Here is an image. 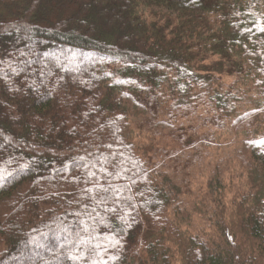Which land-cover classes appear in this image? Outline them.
Masks as SVG:
<instances>
[{"label":"trees","instance_id":"trees-1","mask_svg":"<svg viewBox=\"0 0 264 264\" xmlns=\"http://www.w3.org/2000/svg\"><path fill=\"white\" fill-rule=\"evenodd\" d=\"M0 264H264V0H0Z\"/></svg>","mask_w":264,"mask_h":264},{"label":"rangeland","instance_id":"rangeland-1","mask_svg":"<svg viewBox=\"0 0 264 264\" xmlns=\"http://www.w3.org/2000/svg\"><path fill=\"white\" fill-rule=\"evenodd\" d=\"M215 59H216V61H217V60H218V57H216V56L210 57V58H208L207 60H205V63H209V62H211V61H213V60H215ZM236 77H237L236 75H230V76L222 75L221 78H220V81H221L223 84L229 85V84H231L232 82H234V80L237 81V80H236V79H237ZM177 180H178V182H179L178 177H177ZM49 247H50V246L48 245V246L45 247V249H47V248H49ZM38 255H39V253H38Z\"/></svg>","mask_w":264,"mask_h":264}]
</instances>
